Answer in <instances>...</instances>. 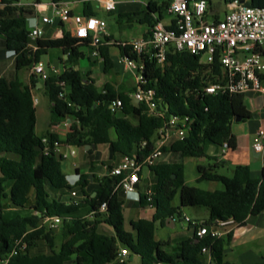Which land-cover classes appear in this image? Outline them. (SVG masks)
<instances>
[{
    "label": "trees",
    "instance_id": "trees-1",
    "mask_svg": "<svg viewBox=\"0 0 264 264\" xmlns=\"http://www.w3.org/2000/svg\"><path fill=\"white\" fill-rule=\"evenodd\" d=\"M18 1L2 0L0 4V36L4 37L6 51L15 53V69L19 72L32 69L49 50L64 49L68 55L65 69L50 74L43 87L50 100V127L56 128L67 120L71 124L65 139L51 131L38 135L34 103L36 76L31 75L30 84L19 78L14 81L0 78V264H110L118 259L120 246L140 255L141 264H203L204 247L211 249L214 258L221 259L232 234L226 239L205 236L198 243L182 241L183 253L170 256L162 250L164 243L157 239L156 230L159 226L165 227L169 218H181V207H200L210 212L209 220L197 222L199 227H215L218 221L228 220L243 226L249 216L264 213V177L254 178L248 166H237L230 177L220 175L218 159L207 155L209 144L228 143L230 148H235L232 125L237 118L243 121L251 118L245 95L206 94L204 88L223 76L222 66L218 61L202 64L200 56L173 47L167 51L165 64L159 65L149 51L138 55L131 46L119 45L124 57L144 64V81L129 90L116 88L111 82L98 88L90 73L77 69L80 60L87 57L81 49L92 47L91 38H76L64 29L62 38L38 39L34 49L28 20L35 10L18 5ZM61 1L53 0L54 3ZM206 1L208 20L214 0ZM242 1L264 8V0ZM170 3L171 0H151L147 4L145 17L140 20L149 27L144 36L146 40L151 38L154 26L163 19ZM98 4L99 0L84 2V15L97 17ZM212 17L214 22L220 20L216 14ZM169 28H175V24ZM98 49L107 74L114 68L109 46L100 41ZM138 87L155 92L157 114L150 113L146 102L131 98ZM117 98L122 99L124 107L113 113L109 106ZM173 116L189 118L190 123L186 136L172 142L164 153L179 154L181 159L208 158L213 163L197 168L198 180L219 183L222 189L205 191L188 186L183 162L159 163L150 168L157 179L153 202L149 203L145 194H140L139 200L142 207L154 206V216L152 220L132 221V230L127 232L125 193L117 189L121 178L108 173L91 186L89 175L76 169L79 180L72 185L63 169L66 159L57 155L54 144L83 148L88 154H93L99 146L109 145L111 156H128L141 162L153 151L157 132L168 127ZM44 138L49 140V153ZM57 191H65V198L60 199ZM73 192L80 198L68 199L67 194L72 196ZM178 193L181 207L174 206ZM104 203L107 210L101 212ZM82 209H87V214H80ZM21 211L27 214L22 215ZM54 216L62 219L58 230L44 223L45 218ZM102 224L112 227L115 235L101 233ZM189 226L197 236L199 227ZM42 243L49 251L33 253ZM255 264H264V261Z\"/></svg>",
    "mask_w": 264,
    "mask_h": 264
},
{
    "label": "built area",
    "instance_id": "built-area-1",
    "mask_svg": "<svg viewBox=\"0 0 264 264\" xmlns=\"http://www.w3.org/2000/svg\"><path fill=\"white\" fill-rule=\"evenodd\" d=\"M2 0H0L1 4ZM102 8L106 12L116 10V0H99ZM20 6H30L35 10V14L31 16L29 21V38L32 42L31 46L36 49V41L43 36V30L40 28L37 20L36 11L39 7L38 3ZM227 11L223 19L218 22H208L206 13L208 11V3L206 0H171L167 14L175 21V28L170 29L162 22H158L153 30L149 40L145 38L136 39L131 42H123L122 46H131L133 51L138 55L150 52L159 65L166 62L167 51L169 47L175 48L177 51H189L191 54L200 56L202 64L212 65L216 61L222 66L224 74L218 79V82L204 88V92L208 95L218 93H239L246 95L249 92L264 93V8L252 7L242 0H225ZM53 15H42L41 22L44 25H54L57 22L74 25V36L81 39L92 40V47L95 48L93 55L99 56L100 35L107 31V22L98 17H89L81 14H74L69 7L62 2H52ZM12 56L15 53L10 51ZM122 62L126 68L136 72V81L141 84L144 81L142 70L144 64L136 62L128 57H123ZM32 75L36 76L41 82L48 80L50 72L44 63H36L31 69ZM136 102H146L151 114H157L158 108L155 101V92L153 90L145 91L138 87L137 91L131 95ZM35 105L38 99L34 97ZM124 107L120 98L113 100L109 106L111 112L118 113ZM190 120L189 118H179L173 116L168 127L160 129L154 138V149L151 154L143 161L138 162L131 157H124L122 161L109 172L112 176L120 177L121 181L117 189L123 190L127 198L140 200L137 186L140 184L145 170L158 164L160 157L164 154V149L172 142L183 139L186 136ZM70 120L62 123L67 131L70 128ZM264 131L259 132V137L254 144V150L258 153H264ZM43 143L48 146L46 152L49 153V140L43 139ZM55 152L57 155L67 159L62 153L59 142H55ZM225 150L229 148V144H224ZM75 152H72L74 155ZM74 185L75 183H71ZM155 194L154 188L150 187L145 192L147 201L153 202ZM77 193L73 192L72 197H77ZM154 211V206H149ZM107 203L102 204L100 211L106 212ZM186 222L196 227L198 223L191 218L186 217ZM62 219L58 216L45 218L44 223L50 228H58ZM235 226L233 220L218 221L215 227L201 226L197 230L198 238L205 236L212 238H221L230 231H221V229ZM203 253H211L209 247H204ZM128 254V250L124 249L120 252L118 259ZM1 264H6L5 262Z\"/></svg>",
    "mask_w": 264,
    "mask_h": 264
},
{
    "label": "crops",
    "instance_id": "crops-1",
    "mask_svg": "<svg viewBox=\"0 0 264 264\" xmlns=\"http://www.w3.org/2000/svg\"><path fill=\"white\" fill-rule=\"evenodd\" d=\"M86 1H90V0H63L61 2L67 7H69V9L74 14L84 15V2ZM150 1L151 0H149L148 2L135 0L133 1V3H131L126 0H116L117 2L116 10L109 13L104 11L100 2L96 6V9L98 11L97 17L104 19L107 22V26H108L107 31L104 34H101L100 38L103 45L106 44V46H109V53L114 64V68L112 70L117 69L115 72L116 74H119L120 73L119 71L122 70L123 72L129 70L122 62V58L124 57V55L121 53L120 48L118 46L121 45L123 42H131L136 39L144 38L146 33L149 31V27L146 24L141 23L140 20H142L145 17L147 4ZM52 2L49 3L41 0V2L38 3L39 7L37 8L38 10L36 11V15H37L36 17L39 26L42 23L40 18L42 15H50V16L53 15ZM20 3L24 5H31L33 3H37V1L20 0ZM142 5L145 6V11H142V13H140ZM215 14L218 15V8H214L213 11H211V16ZM104 15L116 16V22L121 28V37L119 40L115 39L114 34L110 32L108 21ZM31 18L32 17H30L28 21H31L32 20ZM160 22H162L167 27L175 23L174 19L170 16L168 18V22L165 21L164 16ZM208 22L211 23L214 22V20ZM64 29L70 31L74 36V32H75L74 25L64 24V26H62L60 22H57L54 25L43 26L42 38L43 39L62 38ZM107 38H109L110 41H108ZM34 45H36V43H34ZM89 48H91L92 50L91 51L92 57L97 59L99 62L100 71L104 72V60L101 57L100 52H99V56L96 57L93 55L95 48L93 47H89ZM50 51H55V53L59 55V58L56 61V63H49V69H50L49 72L50 74L61 73L66 67L65 62L68 60V55L65 53L63 48L52 49L49 50L48 52ZM81 51H83V48L81 49ZM9 52L10 51H6L4 37L0 36V78H5L8 81H14L18 78L20 79V77H19V72H17L15 69V57L12 56L11 53ZM111 71L109 73H111ZM130 71L134 74L136 78L137 75L136 72L133 70ZM87 72L90 73V78L95 80L93 77V72L92 71H87ZM31 75H32L31 69H29L28 84H30ZM35 78L37 80V83L34 92L44 89L43 82H41L37 77ZM121 83H113V84L116 86V88L129 90L126 89V84H121ZM245 103L247 110L251 113V118L241 122H235L232 125V133L236 137L235 148H230L229 146V148L225 150L224 145L221 146V145L209 144L207 146V155L210 158L218 159L217 161L219 164L218 173L220 175L230 177L233 175V170L237 166H248L254 178L262 179L264 177V153L256 152L254 150V144L256 143V140L259 137V132L264 131V93L249 92L248 94L245 95ZM50 131L59 135L61 139H65V136L68 132L66 129L63 128L62 124L56 128H51ZM37 133H38V112H37ZM263 145H264V139H263ZM95 153H102V158L97 159L95 165L89 166L86 169L84 163H81V165H75L74 166L75 174L67 175L68 181L70 183H76L79 180V176L76 173V169H79L81 174L89 175L90 185L95 186L104 175H107L109 173V169L111 167L117 166L120 163V161L123 159L122 156H118V155L111 156L109 151V145L99 146L93 152L92 155H94ZM189 159L192 160L191 165L187 164V161ZM172 162L184 163L186 185L197 187L205 191H216L218 189L219 190L222 189V185L219 183L210 182V181L200 182L198 180L200 175L198 174L197 168L199 166H208L213 163L208 158L181 159L179 154L172 153V156L167 161H163V162L158 161V164L172 163ZM156 181L157 179L155 177V174L151 170H145L144 176L140 184L137 186L139 195L140 194L144 195L145 192L150 187L154 188L156 186ZM143 183L144 185L142 186ZM78 196L76 197V199L80 198ZM123 196L125 199V204H124V216L126 220L125 225L126 224L128 225V230H126L127 232H131L132 230L131 229L132 221H137L140 219L152 220L154 216V211L153 210L151 211L149 207H142L139 204V200H134V198H136L137 195H134L133 199L127 198L126 195L124 194ZM67 198L71 200L73 199L71 194H67ZM174 206L181 207L180 193H178V195L174 200ZM126 209H128V212H126ZM87 211H88L87 209H82L80 211V214L85 215L87 214ZM180 211L182 214L181 217L184 219L186 217L188 218L191 217L187 215H183V211L196 215L195 220L194 219L192 220L198 222L199 224H202L203 222L209 220L210 218V212L207 209L204 208L201 209L200 207H191V208L181 207ZM169 219L172 220L169 221ZM169 219H167L165 227L159 226L157 228L156 236L158 240L164 243L162 250L167 255L178 256L181 253H183L182 247L180 246V243L182 241L192 240L193 242L198 243V239L200 238L196 236L195 230L190 226H188L187 229H183L181 227L180 228L181 232L173 233L174 229L177 228L178 222L181 219L178 220L177 216ZM109 227L110 226L108 225L102 224L99 227V231L106 235L114 236L115 235L114 229L110 227L114 231L112 232L109 230ZM226 230L230 231L228 234H232V241L225 247V251L228 249L230 245L233 244L234 247L238 249V252L234 257V259L230 260L227 259L228 257L224 258V255L221 259H216L212 256V254L203 253L201 257L203 264H221L224 262H229L233 264H255L264 261V213H262L259 216H249L248 219L246 220V223L243 226L235 225L221 229L222 232ZM228 234L223 235L222 238L226 239ZM261 243H263L262 246ZM60 245H61V240L58 241V247ZM124 249L128 250V254L122 257L121 258L122 260L117 259L116 261L110 264H122V263L141 264L140 255L132 252L130 249L126 247L120 246V251ZM48 251H49L48 247L45 245V243H42L33 250V253L40 254V253H47ZM161 264H170V263H161Z\"/></svg>",
    "mask_w": 264,
    "mask_h": 264
},
{
    "label": "rangeland",
    "instance_id": "rangeland-1",
    "mask_svg": "<svg viewBox=\"0 0 264 264\" xmlns=\"http://www.w3.org/2000/svg\"><path fill=\"white\" fill-rule=\"evenodd\" d=\"M26 1H31V0H26ZM126 1L133 3V1H135V0H126ZM141 1H147L148 2L149 0H141ZM212 5H213V8H218V17H220V19H223L225 16V13L227 11V8L225 5V0H214L212 2ZM142 11H145L144 5L141 6V12L140 13H142ZM104 16L108 21V24L110 27V32L114 34L115 39L119 40L121 37V28L118 25V23L116 22V16H114V15H111V16L104 15ZM163 16H164L165 21L168 22L169 15L167 14V12H164ZM212 20H213V17L209 16L208 21H212ZM43 26L44 25L41 23L40 27L42 30H43ZM83 51L86 53L87 57L80 60L79 65L77 66V69H79L82 72L92 71L93 77L96 81L98 88H102L107 82H113V83H121L122 82L121 84H126V89H130L132 86L133 87L137 86L136 78L130 70H128L126 72H123V70H122V71H119L120 72L119 74H116L115 72L117 69H114L111 71V73L105 74L104 72L100 71L98 60L92 57L91 48L84 47ZM89 57H90V60H89ZM58 58H59V55L57 53H55V51H50L47 54L41 56L40 59L45 64L47 70L50 71L49 63H56ZM263 58H264V56H263ZM19 77L25 84H28L29 83V69L24 68V69L20 70L19 71ZM34 95H35V98L38 99V101H39V104L36 105L37 112H38V133H39V135H43V134H46L47 131H50V129H51V127H50V120H51L50 100H49L48 96L46 95L45 89H41L40 91H35ZM61 151H62L64 156H67V159L64 162V164L66 165V168L64 170L66 175H74L75 174V169H74L75 165H81V163H84L85 169H86L89 166L95 165L97 159L102 158V153H95L94 155H92V154L90 155L87 153V151L85 149L78 148V147L65 146L62 148ZM73 151L75 152L74 155H72ZM171 156H172V153H170V152L165 153L160 157L159 161L160 162L167 161ZM187 164L191 165L192 160L189 159L187 161ZM143 185H144V183L142 184V186ZM47 189L50 192V188L47 187ZM50 193L52 194L53 192H50ZM55 193L60 199H64L66 196L65 191H57ZM189 208H191V207H189ZM126 212H128V209H126ZM21 214L26 215L27 212L21 211ZM183 215H187V216L191 217V219H194V220L196 218V215H193L192 213H188L186 211H183ZM179 219H181V220L178 222V226L176 229H174L173 233L181 232V229H180L181 227L183 229H187L189 226V223L186 222V220L184 218L178 217V220ZM54 229L58 230L59 227L54 228ZM109 230L114 232L113 229L110 227H109ZM125 230H128L127 224L125 225ZM262 245H263V243H261V246ZM237 252H238V249H236L234 247V245L232 244L225 251L224 258L228 257L227 259L233 260L234 257L236 256Z\"/></svg>",
    "mask_w": 264,
    "mask_h": 264
},
{
    "label": "water",
    "instance_id": "water-1",
    "mask_svg": "<svg viewBox=\"0 0 264 264\" xmlns=\"http://www.w3.org/2000/svg\"><path fill=\"white\" fill-rule=\"evenodd\" d=\"M43 1H44V2H49V3L52 2V0H43ZM241 121H243L242 118H237V119H236V122H241ZM89 148H90L89 146L86 147L87 150H88ZM41 150H42V149L40 148L39 151H41ZM65 167H66V165L64 164V165H63V169H65ZM170 220H172V219H169V221H170Z\"/></svg>",
    "mask_w": 264,
    "mask_h": 264
}]
</instances>
